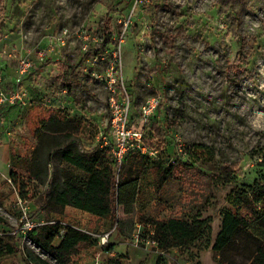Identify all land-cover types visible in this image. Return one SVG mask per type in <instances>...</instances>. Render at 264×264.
<instances>
[{"label": "rangeland", "instance_id": "rangeland-1", "mask_svg": "<svg viewBox=\"0 0 264 264\" xmlns=\"http://www.w3.org/2000/svg\"><path fill=\"white\" fill-rule=\"evenodd\" d=\"M131 7L132 0H2L0 76L11 73L13 83L22 55L38 62L21 76L23 101L41 100L31 97L29 88L35 89L56 104L54 113L79 118L75 139L84 151L102 146L100 134L108 132L107 90L95 73L106 72L112 63L121 71L131 96V122L137 126L141 106L158 97L144 135L147 143L166 147L161 157L164 164L173 163L170 176L154 191L145 157L129 150L120 175L136 180L137 188L117 212L129 234L118 232L111 219L68 213L65 222L92 231L98 242L80 250L73 262L219 264L212 244L221 211L232 206L237 186L254 179L264 183V0H143L121 35V21ZM40 48L46 50L41 60ZM23 78H31L28 89ZM6 179L0 175L5 221L0 231L20 248L27 245L57 264L25 237L23 222L42 220L40 201L24 202ZM197 207L208 229L182 247L155 250L145 219ZM105 242L122 252L118 259L99 254ZM227 253L235 261L242 258L237 247ZM1 263L30 264L22 251Z\"/></svg>", "mask_w": 264, "mask_h": 264}, {"label": "trees", "instance_id": "trees-1", "mask_svg": "<svg viewBox=\"0 0 264 264\" xmlns=\"http://www.w3.org/2000/svg\"><path fill=\"white\" fill-rule=\"evenodd\" d=\"M82 86L86 87L84 83ZM80 126L81 120L77 117L50 114L40 125L41 132L30 158L26 160L28 167L22 170L10 165L6 179L24 202L36 198L40 201L38 209L43 214L42 220L35 221L30 229L25 230V237L54 258L57 264H73L80 250L98 243L89 232L61 221L59 216L67 205L99 218L111 219L115 229L127 236L129 233L123 228L117 212L132 201L137 188L136 180H125L120 175L126 154L117 170L109 145H97L89 151L78 147L75 135ZM143 156L153 175V190L157 192L170 176L173 163L164 164L161 156L154 159ZM40 186H43L41 191ZM231 202L230 208L221 211V225L212 244L218 263L264 264V183L254 179L237 186ZM144 223L150 232L148 239L158 252L191 243L208 229V219L202 217L198 207L182 214L171 212L166 218L147 217ZM0 224H5L2 215ZM55 240L59 242L54 244ZM114 247V242H105L100 249L109 252ZM233 247L239 248L241 260L235 261L227 253ZM19 251L30 264H55L27 245L20 248L2 231L0 264L1 258L16 255ZM112 261L119 263V260Z\"/></svg>", "mask_w": 264, "mask_h": 264}, {"label": "built area", "instance_id": "built-area-1", "mask_svg": "<svg viewBox=\"0 0 264 264\" xmlns=\"http://www.w3.org/2000/svg\"><path fill=\"white\" fill-rule=\"evenodd\" d=\"M143 4V0H132V7L128 16L122 22L123 35L126 29L129 28L130 18L133 14L134 9L137 6ZM119 44L122 38L118 37ZM85 45V44H83ZM45 49L40 48L37 52L38 58L41 60L45 55ZM115 55V53L113 52ZM116 59V58H115ZM38 62H34L28 55H22L18 59L17 71L18 76L16 80L11 84L9 88H4L2 85V78L0 76V109L4 104H14L16 102L23 101L25 91L19 87L21 76L37 66ZM96 79L104 85L107 90V126L108 134H100L101 145H109L110 151L115 157L117 170L120 169L124 155L129 150H136L140 154L145 155L151 159L162 156V152L166 151V147L160 150L156 145H152L146 142L144 135V128L149 123L152 115L157 111L159 106V100L157 96H151L145 104L140 108V118L138 126L131 122L130 112V92L128 91L124 82L123 76L119 69L115 68V64H110L106 72L95 73ZM181 143H178L180 147ZM36 222L24 221L23 228L25 230L30 229ZM66 223V222H64ZM71 224V223H69ZM73 225V224H71ZM94 234L92 231L81 228ZM1 234V232H0ZM107 234L103 236V240L106 239Z\"/></svg>", "mask_w": 264, "mask_h": 264}, {"label": "crops", "instance_id": "crops-1", "mask_svg": "<svg viewBox=\"0 0 264 264\" xmlns=\"http://www.w3.org/2000/svg\"><path fill=\"white\" fill-rule=\"evenodd\" d=\"M51 65L52 64H47V68ZM44 69V71L47 70L45 67ZM12 77L13 75L11 73H5V75H3L2 85L4 88H9L11 86L13 81ZM40 78L41 77H39L37 80L40 81ZM23 80L24 85L28 89L31 78L30 80L28 78H23ZM85 86L87 85L85 84ZM85 88L87 89L88 93H91V89H88L87 87ZM29 90L31 97L36 100L37 96L40 95L41 100L39 99L38 101H32L29 104L24 101H21L22 103L16 102L14 104H4L0 109V175L3 177L8 176L10 165H15L22 170H25L28 167V162L26 160L31 156L34 147L33 142L37 138V132L42 129L40 125L45 123L47 118L50 116V113L53 114L55 111V103H50V100L47 99V97H42V94H39L37 90H31L30 88ZM101 92L103 94V90ZM41 109H43L45 112H43ZM41 113L42 117L40 116ZM36 117H39V119ZM5 121L7 124L3 128L1 125L2 123H5ZM81 212L96 217L88 211L82 210L72 205H67L65 207L64 213L59 216V218L61 221L65 222L64 218L67 217L68 213H70L72 216H79L82 214ZM167 216L168 215L160 216L159 218H166ZM97 218L100 219L99 217ZM58 242L59 240H55L54 244H57ZM117 253L122 252H117L116 250L106 252L101 250L99 254H106L109 258L118 259V256H116ZM88 259L90 262L94 261L92 258ZM73 264L76 263L73 262ZM95 264H97V262Z\"/></svg>", "mask_w": 264, "mask_h": 264}]
</instances>
